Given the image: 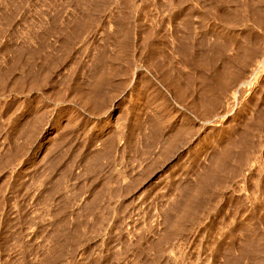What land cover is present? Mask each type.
<instances>
[{
	"label": "rangeland",
	"instance_id": "1",
	"mask_svg": "<svg viewBox=\"0 0 264 264\" xmlns=\"http://www.w3.org/2000/svg\"><path fill=\"white\" fill-rule=\"evenodd\" d=\"M0 264H264V0H0Z\"/></svg>",
	"mask_w": 264,
	"mask_h": 264
}]
</instances>
